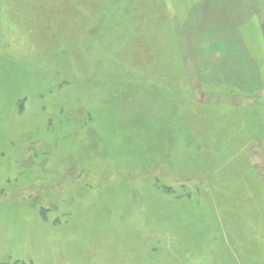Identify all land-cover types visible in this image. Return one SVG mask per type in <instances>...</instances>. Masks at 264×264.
Instances as JSON below:
<instances>
[{
    "label": "rangeland",
    "instance_id": "1",
    "mask_svg": "<svg viewBox=\"0 0 264 264\" xmlns=\"http://www.w3.org/2000/svg\"><path fill=\"white\" fill-rule=\"evenodd\" d=\"M255 143L264 0H0V264H264Z\"/></svg>",
    "mask_w": 264,
    "mask_h": 264
},
{
    "label": "crops",
    "instance_id": "2",
    "mask_svg": "<svg viewBox=\"0 0 264 264\" xmlns=\"http://www.w3.org/2000/svg\"><path fill=\"white\" fill-rule=\"evenodd\" d=\"M189 31V30H188ZM187 31V35L189 34V32ZM185 35H186V33H185ZM186 35V36H187ZM236 46L237 47H239L238 46V44H237V42H236ZM196 48V47H195ZM190 50L192 51V52H194V53H191V55H192V57L194 58V60H198V62H199V59H201L199 56V53H198V50L197 49H195L194 50V48H190ZM223 52V51H222ZM229 55H225V56H222V62L221 61H219V60H214L215 62H216V64H217V66H215V67H218L217 69H223L224 67H225V65H227V64H225V62L223 61V59H225V57H228ZM196 57V58H195ZM191 58V57H190ZM187 61H188V59H187ZM217 62H220V64H218ZM200 63H201V60H200ZM187 67H188V65H187ZM200 68H202L203 69V66H201ZM221 71V70H220ZM221 73H223V72H221ZM217 75H219V76H221L222 78H224L225 79V75H224V73L223 74H217ZM190 75L187 73V83H190ZM220 83H218V82H216V84H230L228 81H219ZM189 85V84H188ZM231 85H234V83H232ZM235 87H236V85H235ZM238 88V87H237ZM190 90L191 91H189V92H191L192 93V89L190 88ZM218 91V90H217ZM214 91L213 93H216V94H218V92L219 93H221L222 91ZM212 92V91H211ZM224 93V92H223ZM216 94H214V95H216ZM226 94H229V93H226ZM219 96L221 95V94H218ZM232 95H234V94H232ZM231 95V96H232ZM238 96V95H237ZM216 97V96H215ZM217 98V97H216ZM237 98H239V97H237ZM206 105H210V106H213V107H215L216 109L217 108H220V109H223V110H225L226 112H230V113H232V114H235V113H241V112H246L247 110H253V109H257L258 107H241V106H238V105H233V104H226V103H223V102H204ZM262 110H263V108H262ZM258 142V141H257ZM256 142V143H257ZM255 143V144H256ZM256 145H258V147H260V149H262L263 150V153H264V144H261V143H258V144H256ZM261 146H263V147H261ZM251 159H252V161L254 162H256V160L255 159H253L252 157H251ZM257 179H258V181L259 182H262V178H261V176L259 175V173L257 172ZM261 187H262V190H263V192H264V185L263 184H261Z\"/></svg>",
    "mask_w": 264,
    "mask_h": 264
},
{
    "label": "trees",
    "instance_id": "3",
    "mask_svg": "<svg viewBox=\"0 0 264 264\" xmlns=\"http://www.w3.org/2000/svg\"><path fill=\"white\" fill-rule=\"evenodd\" d=\"M4 264H31L30 262H24V261H14L10 263H4Z\"/></svg>",
    "mask_w": 264,
    "mask_h": 264
}]
</instances>
